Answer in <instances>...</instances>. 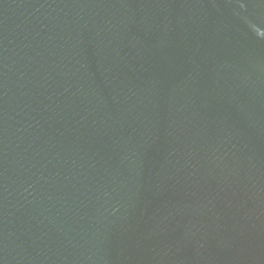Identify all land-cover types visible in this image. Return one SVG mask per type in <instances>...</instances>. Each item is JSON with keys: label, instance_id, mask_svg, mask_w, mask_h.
<instances>
[{"label": "water", "instance_id": "water-1", "mask_svg": "<svg viewBox=\"0 0 264 264\" xmlns=\"http://www.w3.org/2000/svg\"><path fill=\"white\" fill-rule=\"evenodd\" d=\"M0 264H264V0H0Z\"/></svg>", "mask_w": 264, "mask_h": 264}]
</instances>
